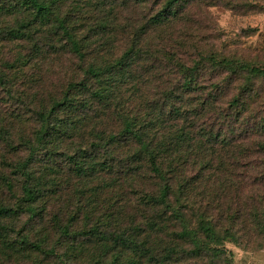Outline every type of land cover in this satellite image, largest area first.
Instances as JSON below:
<instances>
[{
  "label": "trees",
  "instance_id": "obj_1",
  "mask_svg": "<svg viewBox=\"0 0 264 264\" xmlns=\"http://www.w3.org/2000/svg\"><path fill=\"white\" fill-rule=\"evenodd\" d=\"M221 1L0 0V264L263 245L264 46L218 45Z\"/></svg>",
  "mask_w": 264,
  "mask_h": 264
},
{
  "label": "rangeland",
  "instance_id": "obj_2",
  "mask_svg": "<svg viewBox=\"0 0 264 264\" xmlns=\"http://www.w3.org/2000/svg\"><path fill=\"white\" fill-rule=\"evenodd\" d=\"M222 0L220 4L208 8L209 16L213 24H216L217 33L221 34L217 40L219 46L225 45L229 48H237L240 51L248 49H260L264 46V0H233L236 3L235 9H230ZM263 8V9H260ZM72 185V182H71ZM70 186L69 189H71ZM66 192V191H65ZM110 193L104 192L100 196L102 206L108 207ZM159 209L164 214H169L170 210L160 204ZM26 220L22 219V222ZM256 238V237H255ZM252 238L248 239V245H238L233 241L224 242L223 246L227 258L233 264H258L251 262V254L261 250V246L252 243ZM245 244V243H244ZM264 255V252H258Z\"/></svg>",
  "mask_w": 264,
  "mask_h": 264
},
{
  "label": "crops",
  "instance_id": "obj_3",
  "mask_svg": "<svg viewBox=\"0 0 264 264\" xmlns=\"http://www.w3.org/2000/svg\"><path fill=\"white\" fill-rule=\"evenodd\" d=\"M258 252H264V248L251 254L252 256L250 261L258 264H264V255H260Z\"/></svg>",
  "mask_w": 264,
  "mask_h": 264
}]
</instances>
